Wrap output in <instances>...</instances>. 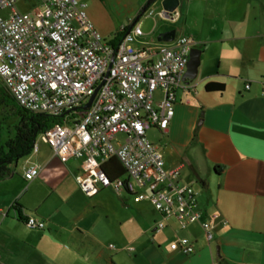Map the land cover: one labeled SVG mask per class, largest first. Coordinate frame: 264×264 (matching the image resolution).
<instances>
[{"label":"crops","instance_id":"obj_1","mask_svg":"<svg viewBox=\"0 0 264 264\" xmlns=\"http://www.w3.org/2000/svg\"><path fill=\"white\" fill-rule=\"evenodd\" d=\"M80 1L111 42L124 38V27L140 24L136 47L172 46L174 40L158 35L175 28L202 50L197 77L177 90L168 130L151 128L148 135L167 167L183 165V184L200 186L214 238L208 240L201 222L182 229L174 217L156 229L162 215L154 204L126 190H114L116 205L108 188L89 195L78 182L83 160L64 162L41 139L37 151L10 164L12 174L0 179V264H264V0H182L177 21L142 11L140 0ZM17 4L28 9L22 0ZM103 9L125 20L111 27L97 13ZM211 81L224 89L207 90ZM163 96L157 90L155 101ZM32 165L41 171L28 181L24 173ZM27 214L46 227H27ZM177 239L194 251L172 249Z\"/></svg>","mask_w":264,"mask_h":264},{"label":"built area","instance_id":"obj_2","mask_svg":"<svg viewBox=\"0 0 264 264\" xmlns=\"http://www.w3.org/2000/svg\"><path fill=\"white\" fill-rule=\"evenodd\" d=\"M87 6L80 0H41L32 14L21 11L17 0H0L1 82L25 109L66 117L41 133V139L62 161L83 160L78 182L89 195L107 187L126 190L136 200L154 204L162 215L156 229L165 228L169 217L182 229L201 222L211 241L214 221L205 217L194 185L181 182L183 165L167 167L160 146L148 135L151 128L165 132L171 124L195 39L181 34L172 46L139 48L133 42L144 31L134 24L114 43L96 29ZM160 15L177 21L181 12L164 10ZM157 90L164 94L159 102ZM79 109L85 113L75 116ZM38 149L36 141L33 151ZM113 156L125 168V174L115 179L102 167ZM40 171L39 165H32L24 175L30 181ZM24 220L31 229L46 227L36 215L27 214ZM171 248L194 251L182 239L173 241Z\"/></svg>","mask_w":264,"mask_h":264},{"label":"trees","instance_id":"obj_3","mask_svg":"<svg viewBox=\"0 0 264 264\" xmlns=\"http://www.w3.org/2000/svg\"><path fill=\"white\" fill-rule=\"evenodd\" d=\"M154 1L155 0H148L142 11L148 10L149 6ZM123 31V35H125L127 28ZM118 35H116V39L120 40L121 38ZM224 87L225 85L223 83L212 81L206 85V89L210 91L223 90ZM0 95V102L10 105L13 112L16 113L20 119L19 124L16 126L15 135L6 143H0V179H3L10 176L13 172L10 164L32 154L33 146L39 134L47 131L56 123L66 121V117H55L25 109L5 87L1 90ZM84 113L85 111L82 109L73 112L75 116L83 115ZM102 167L111 179L118 178L125 174L123 164L115 156L105 162Z\"/></svg>","mask_w":264,"mask_h":264},{"label":"rangeland","instance_id":"obj_4","mask_svg":"<svg viewBox=\"0 0 264 264\" xmlns=\"http://www.w3.org/2000/svg\"><path fill=\"white\" fill-rule=\"evenodd\" d=\"M22 1L24 2L25 6H28V9L27 8L23 9V12H29L33 14L35 10L41 7L40 0H22ZM140 1L142 5H144L148 0H140ZM94 7H97L99 9L100 5L95 4ZM151 9H155V11L157 12L155 17L158 19H161V15H160V12L162 11L161 1L155 0L154 2H152L148 10H151ZM115 11H113L112 12L113 14H112L109 11V9L107 11L103 9V10H98L97 13H99V17H101L107 24H109V26L114 27V25L116 24V19H118L120 22H123L125 20V19H122L121 16L117 15ZM3 15H6L5 11L3 12ZM115 15L117 16L116 18H115ZM173 23L174 25H176V27H178L177 22H173ZM106 36H110V35H106ZM3 88H4V85L0 80V93ZM19 121H20L19 116L13 112L11 106L7 105L6 103L0 102V140L6 143L11 137H13V135L16 133V126L19 124ZM37 140L38 141L41 140V134L38 135ZM25 159L26 157L21 158L20 162L21 163L24 162ZM194 186L195 188L200 187L197 184H195ZM107 188L108 189H105V191L110 192L109 196L111 198V202L114 205H116L118 202V198L115 195L116 192L114 191L116 189L112 187H107Z\"/></svg>","mask_w":264,"mask_h":264},{"label":"water","instance_id":"obj_5","mask_svg":"<svg viewBox=\"0 0 264 264\" xmlns=\"http://www.w3.org/2000/svg\"><path fill=\"white\" fill-rule=\"evenodd\" d=\"M181 2H182V0H162V6L166 12L171 13V12H174L177 9V7L180 6ZM176 32H177V30L175 28L171 29V30L164 31L158 35V40L162 41V42H171L175 39ZM201 54H202V50L200 48L194 47L192 49V51L190 53L188 65H187V70H186L185 75H184V82L185 83L189 84L193 79H195L197 77L199 65L201 63ZM99 87L97 88L95 93L91 96L90 100L85 105L82 106V108L84 110L89 109V107L91 106ZM74 109H76V108H74ZM71 110L72 109L67 110L62 115L69 113Z\"/></svg>","mask_w":264,"mask_h":264}]
</instances>
